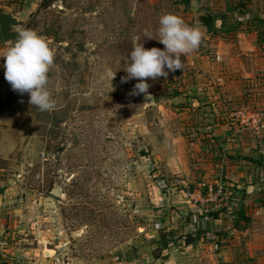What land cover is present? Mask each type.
Instances as JSON below:
<instances>
[{
	"label": "rangeland",
	"instance_id": "obj_1",
	"mask_svg": "<svg viewBox=\"0 0 264 264\" xmlns=\"http://www.w3.org/2000/svg\"><path fill=\"white\" fill-rule=\"evenodd\" d=\"M0 6L19 8V32L35 31L54 52L46 85L51 111L13 91L0 68V203L7 224L22 225L10 242L54 249L59 264H160L146 256H158L155 237L172 232L154 234V221H183L170 206L171 193L186 197L196 187L181 174H167L163 161L180 157L185 146L193 153L188 144L202 135L193 109L201 106L179 102L196 97L184 56L181 70L145 79L153 102L131 94L138 80L121 78L133 36H141L145 49L163 50L143 33L156 39L163 14L196 28L194 7L184 0H0ZM208 41L202 38L199 53L209 51ZM12 43L0 38V54ZM182 109L190 110L188 126ZM260 201L256 208L264 207ZM255 214L257 225L237 236L251 255L238 264H264V211ZM199 237L207 244L211 235ZM179 238L172 234L171 242Z\"/></svg>",
	"mask_w": 264,
	"mask_h": 264
},
{
	"label": "crops",
	"instance_id": "obj_2",
	"mask_svg": "<svg viewBox=\"0 0 264 264\" xmlns=\"http://www.w3.org/2000/svg\"><path fill=\"white\" fill-rule=\"evenodd\" d=\"M239 1H190L191 6L211 13L217 27L214 30L217 33L213 31L210 37L202 36L209 40V51L199 53L197 48L184 56L188 70L194 75L196 97L182 96L179 102H186L184 106H201L193 111L196 112L195 124L198 122L202 126V135L188 144L192 146L193 153H189L185 146L180 157L171 155L164 159L163 168L171 176L181 174L187 183L193 181L195 198L189 199L188 193L186 197L183 193V196L171 193L170 206L175 207L184 220L174 222L169 217L160 218L154 221L151 231L157 234L167 228L181 239L176 246L158 256L149 253L146 261L150 259L160 264H238L251 256L248 255L249 250L245 252L244 245L248 244L242 243L237 236L246 233L251 226L254 228L257 225L255 213L264 211V207L256 208L264 199V191L251 188L264 180V130L255 132L244 127L242 117L247 112L258 113L259 121L264 124V0H248L249 4L244 7H238ZM196 28L202 32L201 28ZM168 102L171 105L176 101L169 98ZM182 111L188 126L192 118L188 114L190 110ZM255 159H261L262 165L252 162ZM221 183L226 186L223 195H207V187L214 188ZM198 197L202 202L197 201ZM1 206L3 204L0 203V264H59L54 249L40 243L33 246V242L29 243L30 247L27 240L23 245L11 243L15 231L20 233L22 225L7 224L6 215H3L5 210ZM239 210L254 220L245 232L233 226L235 213ZM203 212L218 213L217 219H211L207 228L203 227L207 229L205 234L211 237H206L207 244L200 236L193 244L185 245L184 235L196 230L191 223L192 214ZM219 233L224 236L223 240L215 237ZM158 240L159 236H156L155 247ZM205 245H209L208 253L203 250Z\"/></svg>",
	"mask_w": 264,
	"mask_h": 264
},
{
	"label": "clouds",
	"instance_id": "obj_3",
	"mask_svg": "<svg viewBox=\"0 0 264 264\" xmlns=\"http://www.w3.org/2000/svg\"><path fill=\"white\" fill-rule=\"evenodd\" d=\"M143 36L163 45V50L145 49L140 43L141 36H133L129 58L123 68L127 75L121 78V82L138 80L131 94H145L146 99H149V84L145 79L155 80L181 70V57L199 47L202 33L173 14H163L158 18L156 39L147 31ZM0 58H3L0 68L4 69V79L13 91L21 95L27 93L28 103L41 112L55 108V102L46 87L49 70L53 67L54 52L41 36L30 29L18 32L14 43L0 54Z\"/></svg>",
	"mask_w": 264,
	"mask_h": 264
},
{
	"label": "water",
	"instance_id": "obj_4",
	"mask_svg": "<svg viewBox=\"0 0 264 264\" xmlns=\"http://www.w3.org/2000/svg\"><path fill=\"white\" fill-rule=\"evenodd\" d=\"M193 23L202 29L205 37H210L216 27L213 15L198 6L193 8ZM23 24L24 21L21 18L19 8L0 6V38L2 43L14 42L18 36L19 28ZM148 101L153 102V99L149 98ZM251 188L256 191H264V180L256 182ZM52 194L54 196L58 195L56 190H53Z\"/></svg>",
	"mask_w": 264,
	"mask_h": 264
},
{
	"label": "trees",
	"instance_id": "obj_5",
	"mask_svg": "<svg viewBox=\"0 0 264 264\" xmlns=\"http://www.w3.org/2000/svg\"><path fill=\"white\" fill-rule=\"evenodd\" d=\"M190 1L191 0H184V4H190ZM43 2L40 5V7L47 6ZM248 2H249L248 0H240L238 2V7H241V6L244 7L247 4H249ZM216 29H217V27H215L214 30H216ZM215 32L216 31H214V33ZM252 162L256 163L259 166L262 165V163H263V161L261 159H255V160H252ZM224 192H225V190H224ZM207 216L209 217L210 220L211 219L215 220V219L218 218V213H216V212L209 213L208 212ZM196 224H197L196 230L193 233H189V234L184 235L183 242H184L185 245L193 244L196 240L199 239L200 232L203 233V231L207 230V229L204 230L202 228L203 225L200 224L199 222L196 223ZM249 224H250V219H249V217H247L245 215V213L242 210H239L238 212L235 213V220H234L233 226H234V228L236 230H239L241 232H245L247 230V228L249 227ZM217 236H219V237L221 236L222 237V233H219ZM171 239H172V234L170 232L169 233H160L159 234V240L156 243V248L159 249L160 253L163 252V251L168 250L171 247L176 246L175 244H173V242H171Z\"/></svg>",
	"mask_w": 264,
	"mask_h": 264
},
{
	"label": "built area",
	"instance_id": "obj_6",
	"mask_svg": "<svg viewBox=\"0 0 264 264\" xmlns=\"http://www.w3.org/2000/svg\"><path fill=\"white\" fill-rule=\"evenodd\" d=\"M241 115V114H240ZM259 114L258 113H253V112H250L246 115H243L242 117V123H243V126L250 129V130H253L255 132H261L264 130V124H262L260 121H259ZM258 134V133H256ZM206 191H207V195L208 196H215V197H219L221 195H223L224 193V189H223V186L221 185H217L215 186L214 188L213 187H207L206 188ZM187 197L191 200H193L195 198V195L194 193H188ZM199 202H202V199H200L198 197ZM195 223L199 222V220L203 221L204 223H207L210 221L209 217L207 216V212H203V213H199V216H193V219H192Z\"/></svg>",
	"mask_w": 264,
	"mask_h": 264
}]
</instances>
